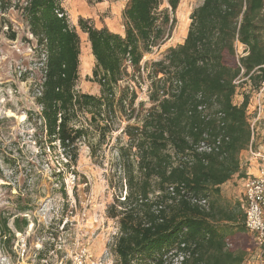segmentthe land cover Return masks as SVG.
Segmentation results:
<instances>
[{
  "label": "trees",
  "instance_id": "16d2710c",
  "mask_svg": "<svg viewBox=\"0 0 264 264\" xmlns=\"http://www.w3.org/2000/svg\"><path fill=\"white\" fill-rule=\"evenodd\" d=\"M20 1L0 0V15L18 6L29 33L46 52L40 94L34 96L46 139L58 141L67 165L76 162V143L83 136L82 128L71 124L78 113L96 115L99 133H109V119L117 112L135 111L134 90L120 85L127 68L137 79L150 67L151 105L137 112L140 124L125 126L128 143L117 149L125 193L119 191L108 213L118 222L114 251L119 264H170L165 255L182 243L194 245L183 264H241L242 254L228 249L225 237L213 230L214 222H231L235 215L211 196L233 174L244 176L241 150L257 151L251 147L247 97L240 104L233 97L240 78L253 88L264 83V0H203L189 16L183 42L143 66L144 54L159 46L175 21L167 8L158 11L164 0H127L124 35L80 19L95 61L92 79L101 86L98 96L75 90L79 37L59 0ZM166 1L173 16L179 0ZM239 44L243 52L230 65L226 57L235 56ZM12 224L22 231L27 221L15 217ZM6 236L14 232L4 218L0 237Z\"/></svg>",
  "mask_w": 264,
  "mask_h": 264
},
{
  "label": "rangeland",
  "instance_id": "374dc122",
  "mask_svg": "<svg viewBox=\"0 0 264 264\" xmlns=\"http://www.w3.org/2000/svg\"><path fill=\"white\" fill-rule=\"evenodd\" d=\"M202 1L179 0L173 16L167 1H163L158 11L167 8L175 21L159 46L144 54L142 66L144 62L162 59L169 47L183 42L189 16ZM59 2L69 26L79 37V78L75 90L98 96L101 86L92 79L95 61L87 34L78 21L82 19L96 29L108 28L124 35L122 13L127 0ZM17 8L0 15V222L7 219L14 232L13 237H0V264H119L114 251L118 222L108 213L119 191L125 193L124 181L116 168L117 149L128 143L122 133L125 126L140 124L137 112L144 113L151 105L150 79L146 77L150 67L137 79L131 78L132 70L127 68L129 75L120 85L128 84L134 90L131 108L135 111L117 112L115 118L109 119V133H99L94 122L96 115L91 119L90 113H78L71 124L82 128L83 136L76 143V162L67 165L58 141L49 144L42 128L40 106L34 96L43 76L41 49ZM243 48L237 45L236 55L227 56L226 62L235 64ZM237 84L233 102L240 104L247 97L251 147L264 154V83L253 88L244 77ZM126 103L128 108V99ZM240 157L246 166H257V173L249 177L257 176L260 159L249 152ZM245 183L246 179L235 181L226 193L238 196L236 191L243 188V195ZM239 214H243L241 207ZM15 217L26 219L27 226L22 231L14 229ZM242 226L243 231L228 237L226 247L242 254L241 264H264V253L253 234Z\"/></svg>",
  "mask_w": 264,
  "mask_h": 264
},
{
  "label": "built area",
  "instance_id": "2783aa9c",
  "mask_svg": "<svg viewBox=\"0 0 264 264\" xmlns=\"http://www.w3.org/2000/svg\"><path fill=\"white\" fill-rule=\"evenodd\" d=\"M58 17L62 13H57ZM42 64L46 60V52H41ZM39 89V88H38ZM40 94V91L37 90ZM206 150L209 148L204 147ZM252 155L260 159L259 173L257 176L248 177L246 179L243 194V211L245 214L244 224L247 231L254 236L257 246L261 253H264V154L260 151H251ZM193 203L200 206L205 205V200L192 199ZM194 245L180 244L178 248L173 249L165 255L170 264H183L185 260L190 258L191 250Z\"/></svg>",
  "mask_w": 264,
  "mask_h": 264
},
{
  "label": "crops",
  "instance_id": "0c3cea01",
  "mask_svg": "<svg viewBox=\"0 0 264 264\" xmlns=\"http://www.w3.org/2000/svg\"><path fill=\"white\" fill-rule=\"evenodd\" d=\"M111 31L115 32L114 30ZM115 33L120 34V32L118 31ZM250 150L251 149L247 147L246 149L241 150L238 154V159L241 168L240 170L242 173H244V176H239V173L233 174L230 179L219 185L218 195L211 196V199L217 206H219L220 208H226L235 215L234 221L229 222L226 220H221L216 221L213 224L214 232L225 237L226 241L228 240V237H232L234 236V234L239 233V226H242L244 224V211L243 214H239V207L243 209L244 198L243 195H241V193L243 192V188H240L236 191V194L238 196L233 194H227L226 189L228 190L229 188V191H231L230 186L232 185V183H234L235 181L240 183L241 181L247 179L249 175L257 173V166L256 169L251 163H248L246 166V163H243V160L240 157L243 152H249V154H251Z\"/></svg>",
  "mask_w": 264,
  "mask_h": 264
}]
</instances>
